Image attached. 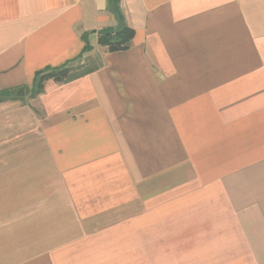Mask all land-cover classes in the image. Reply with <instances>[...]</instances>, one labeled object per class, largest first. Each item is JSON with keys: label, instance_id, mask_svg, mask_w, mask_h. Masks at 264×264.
Segmentation results:
<instances>
[{"label": "crops", "instance_id": "1", "mask_svg": "<svg viewBox=\"0 0 264 264\" xmlns=\"http://www.w3.org/2000/svg\"><path fill=\"white\" fill-rule=\"evenodd\" d=\"M3 91L0 264H264V0H0Z\"/></svg>", "mask_w": 264, "mask_h": 264}, {"label": "trees", "instance_id": "2", "mask_svg": "<svg viewBox=\"0 0 264 264\" xmlns=\"http://www.w3.org/2000/svg\"><path fill=\"white\" fill-rule=\"evenodd\" d=\"M114 13L118 19L119 28L109 35H100L98 37V44L106 47L108 52L119 53L128 49L129 44L134 37V30L127 27L123 23V16L118 7H114ZM69 72V68L65 65L56 69H44L38 72L35 76L36 85L32 91L29 92V97L34 98L43 90V84L47 80L54 82H62ZM4 98L0 97V100Z\"/></svg>", "mask_w": 264, "mask_h": 264}, {"label": "water", "instance_id": "3", "mask_svg": "<svg viewBox=\"0 0 264 264\" xmlns=\"http://www.w3.org/2000/svg\"><path fill=\"white\" fill-rule=\"evenodd\" d=\"M118 1L119 0H112L113 4L115 6H118ZM112 32H113V29L109 27V28L97 31V34H99V35H109V34H112ZM9 96H10V93L8 91L0 92V97H2V98H6V97H9Z\"/></svg>", "mask_w": 264, "mask_h": 264}, {"label": "rangeland", "instance_id": "4", "mask_svg": "<svg viewBox=\"0 0 264 264\" xmlns=\"http://www.w3.org/2000/svg\"><path fill=\"white\" fill-rule=\"evenodd\" d=\"M18 92H20V93H22V97H19V99H21L22 100V102H24L25 100H28L29 98H28V94H25L26 92L25 91H18Z\"/></svg>", "mask_w": 264, "mask_h": 264}]
</instances>
